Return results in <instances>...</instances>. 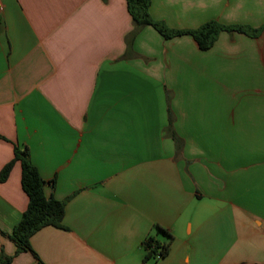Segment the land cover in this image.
<instances>
[{
    "label": "crops",
    "instance_id": "obj_1",
    "mask_svg": "<svg viewBox=\"0 0 264 264\" xmlns=\"http://www.w3.org/2000/svg\"><path fill=\"white\" fill-rule=\"evenodd\" d=\"M0 3V172L27 147L46 196L66 204L64 228L16 255L28 197L15 163L0 181V257L264 264V31L201 50L136 28L126 0ZM150 14L177 30L261 28L264 0H152ZM158 228L170 251L146 257L149 238L169 241Z\"/></svg>",
    "mask_w": 264,
    "mask_h": 264
},
{
    "label": "trees",
    "instance_id": "obj_2",
    "mask_svg": "<svg viewBox=\"0 0 264 264\" xmlns=\"http://www.w3.org/2000/svg\"><path fill=\"white\" fill-rule=\"evenodd\" d=\"M126 3L136 28L151 26L165 39L191 35L201 50L211 49L222 32H236L255 38L264 31V26L253 28L248 25H224L217 21L207 22L194 30H177L162 21L155 20L151 16L150 7L152 0H126ZM173 139L179 149L181 140L175 134H173ZM17 162H20L22 166V190L28 197V208L10 236L17 246L16 255H19L30 250V238L37 231L46 226L64 228L63 221L66 214V204L63 201L56 200L54 197L46 196L44 192L46 181L31 162L27 147L23 150L15 147L14 158L0 172L1 182H5L8 179L12 168ZM158 231L168 235L169 241L167 244L159 246L155 239L149 238L144 245L147 252L146 257H151L155 254H158L159 257H164L170 251L173 237L162 228H158ZM12 260V257L2 255L0 264H10Z\"/></svg>",
    "mask_w": 264,
    "mask_h": 264
},
{
    "label": "rangeland",
    "instance_id": "obj_3",
    "mask_svg": "<svg viewBox=\"0 0 264 264\" xmlns=\"http://www.w3.org/2000/svg\"><path fill=\"white\" fill-rule=\"evenodd\" d=\"M260 138H261V139H260ZM259 140H262L261 143H263V145H264V134L258 138V141H259ZM257 224H258V222H257Z\"/></svg>",
    "mask_w": 264,
    "mask_h": 264
},
{
    "label": "built area",
    "instance_id": "obj_4",
    "mask_svg": "<svg viewBox=\"0 0 264 264\" xmlns=\"http://www.w3.org/2000/svg\"><path fill=\"white\" fill-rule=\"evenodd\" d=\"M2 8V5H1V3H0V9Z\"/></svg>",
    "mask_w": 264,
    "mask_h": 264
}]
</instances>
